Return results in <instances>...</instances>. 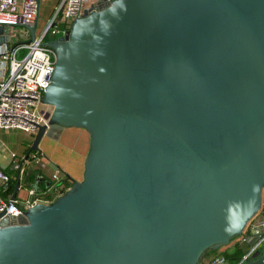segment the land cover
I'll use <instances>...</instances> for the list:
<instances>
[{"label":"water","instance_id":"95a60500","mask_svg":"<svg viewBox=\"0 0 264 264\" xmlns=\"http://www.w3.org/2000/svg\"><path fill=\"white\" fill-rule=\"evenodd\" d=\"M46 45L28 153L53 127L89 148L51 203L0 213V264H199L241 234L264 185V0H98Z\"/></svg>","mask_w":264,"mask_h":264},{"label":"built area","instance_id":"2783aa9c","mask_svg":"<svg viewBox=\"0 0 264 264\" xmlns=\"http://www.w3.org/2000/svg\"><path fill=\"white\" fill-rule=\"evenodd\" d=\"M106 1L112 0H102ZM97 5L98 0H55L43 24L39 25L40 0H0V26L4 27L2 36H8L7 42L0 43V129L21 130L33 135L37 125L46 123L44 116L50 113L51 107L41 100L55 62V51L46 43L50 39L65 37L73 19ZM15 25L35 27L34 39L26 42L30 35H24L25 41L11 45L9 29ZM29 160L32 161L29 155L14 154L11 168L0 166V213L10 221L38 203H51L70 187L63 181L65 174L58 169L51 173L46 187L32 185L26 180ZM17 181L19 192L11 199ZM21 189H24L23 195ZM263 248L262 200L258 212L246 223L241 234L233 237L222 249L231 255L239 249L241 255L234 258L218 252L210 253L199 264H247Z\"/></svg>","mask_w":264,"mask_h":264},{"label":"crops","instance_id":"0c3cea01","mask_svg":"<svg viewBox=\"0 0 264 264\" xmlns=\"http://www.w3.org/2000/svg\"><path fill=\"white\" fill-rule=\"evenodd\" d=\"M54 1L47 6L44 17L39 16V25L43 24L50 13ZM32 139L31 133L0 129V164L7 169L11 168L12 155H26ZM38 147L36 152L29 155L32 161L29 160L26 167L27 174L42 178L38 186L46 187L55 169L73 180L82 179L84 160L89 148V134L86 130L53 127L42 137ZM23 194L24 189H21V195Z\"/></svg>","mask_w":264,"mask_h":264},{"label":"rangeland","instance_id":"374dc122","mask_svg":"<svg viewBox=\"0 0 264 264\" xmlns=\"http://www.w3.org/2000/svg\"><path fill=\"white\" fill-rule=\"evenodd\" d=\"M54 0H40V18L44 17L45 13H46V10H47V6L49 4H51ZM9 35H10V44L11 45H14L18 42H22V41H25V36L27 35H30L29 33V29L26 28L25 26H22V25H15V26H12L10 29H9ZM28 38H26L27 40ZM55 39H50V41H53ZM43 110H44V107H43ZM0 166L2 168H5L4 166H2L0 164ZM225 246H222L219 248V251H221ZM232 251L234 249H231Z\"/></svg>","mask_w":264,"mask_h":264},{"label":"trees","instance_id":"16d2710c","mask_svg":"<svg viewBox=\"0 0 264 264\" xmlns=\"http://www.w3.org/2000/svg\"><path fill=\"white\" fill-rule=\"evenodd\" d=\"M29 152V148L27 149V151H26V155H30L31 153H34V152H36V151H32V152H30V153H28ZM37 175L36 176H33V175H31V174H28L27 175V181L28 182H30L32 185H34V186H38L39 184H40V180H39V182H37ZM65 183H66V185H68V186H71V184L73 183V179H71V178H69L68 176H66L65 175V177H64V180H63ZM38 183V184H37ZM262 200H263V202H264V185H263V190H262ZM221 253V254H223V255H226L227 257H239L240 255H241V253H242V251H240L239 249H236L235 251H234V254H232L231 255V253H229L227 250H221V251H219V249H217V250H208L207 251V253L206 254H210V253Z\"/></svg>","mask_w":264,"mask_h":264},{"label":"bare ground","instance_id":"6f19581e","mask_svg":"<svg viewBox=\"0 0 264 264\" xmlns=\"http://www.w3.org/2000/svg\"><path fill=\"white\" fill-rule=\"evenodd\" d=\"M42 107H44V106H42ZM42 112H43V109H42Z\"/></svg>","mask_w":264,"mask_h":264},{"label":"clouds","instance_id":"9594fccd","mask_svg":"<svg viewBox=\"0 0 264 264\" xmlns=\"http://www.w3.org/2000/svg\"><path fill=\"white\" fill-rule=\"evenodd\" d=\"M125 11H126V8H125Z\"/></svg>","mask_w":264,"mask_h":264}]
</instances>
